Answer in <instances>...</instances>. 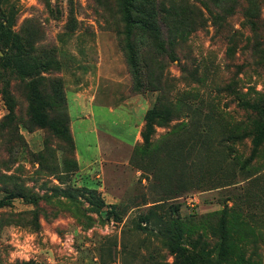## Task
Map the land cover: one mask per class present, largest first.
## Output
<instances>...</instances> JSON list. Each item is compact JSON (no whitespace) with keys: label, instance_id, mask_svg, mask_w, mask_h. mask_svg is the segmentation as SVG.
I'll list each match as a JSON object with an SVG mask.
<instances>
[{"label":"rangeland","instance_id":"1","mask_svg":"<svg viewBox=\"0 0 264 264\" xmlns=\"http://www.w3.org/2000/svg\"><path fill=\"white\" fill-rule=\"evenodd\" d=\"M257 1L195 3L191 32L169 35L162 49L153 36L132 35L133 73L115 0H0V23L21 33L28 67L23 77L0 67V200L14 189L28 197L0 208V264H264ZM73 92L116 110L86 124L117 139L134 121L124 108L155 107L148 141L110 140L80 173L56 124L66 99L83 164L93 143ZM34 105L47 128L33 121Z\"/></svg>","mask_w":264,"mask_h":264},{"label":"trees","instance_id":"2","mask_svg":"<svg viewBox=\"0 0 264 264\" xmlns=\"http://www.w3.org/2000/svg\"><path fill=\"white\" fill-rule=\"evenodd\" d=\"M115 15L117 21L115 23V29L117 35H125L127 40V61L129 67L133 73H137V61L136 55L130 44V37L132 35H145L146 37L153 36L156 41L161 44L160 49L164 47V39H167L169 35H188L191 32L192 23H194L193 11L198 10L195 3L201 4L205 0H115ZM212 5L219 7L223 0H210ZM257 4L262 5L261 1H257ZM11 23L3 25L0 23V49L5 52L3 57H0V67L3 69L15 66L21 73L25 72L28 67H24L23 63V51L19 44V31H14L11 27ZM169 46V45H168ZM57 87V88H56ZM55 87L57 99L61 100L60 87ZM8 108L12 111L10 96L7 91H2ZM63 105L66 107H60L59 118L56 120V124L59 128L61 136H65V141L69 143L72 154L75 157L74 141L70 130V118L68 113L67 101L63 99ZM39 106L36 103V107ZM35 105L32 109L35 111L32 114L33 121L40 128H47L48 124L45 122V117L36 109ZM158 117L155 107L148 110L143 117V123L145 128L140 132V137L143 142L148 141V134L151 131V123ZM76 160V159H75ZM77 165V162H76ZM78 168V165H77ZM6 195L0 200V208L8 206L13 199H27V195L23 190L5 191ZM101 206L102 202L100 201ZM114 206L111 207L112 211L110 215H115L113 212ZM147 218H142L141 222H146ZM140 230H145V227L139 226ZM180 248L171 245L170 251L174 254L180 252ZM221 250H223L221 248ZM187 261V260H184ZM188 262V261H187ZM191 264H194L193 262Z\"/></svg>","mask_w":264,"mask_h":264},{"label":"crops","instance_id":"3","mask_svg":"<svg viewBox=\"0 0 264 264\" xmlns=\"http://www.w3.org/2000/svg\"><path fill=\"white\" fill-rule=\"evenodd\" d=\"M73 101L76 103V106L78 108V117L81 118L84 122L83 133L87 135H91L92 143H93L90 156H88L86 161L83 164H81L79 150L77 147V140L74 134L75 130L72 126V122L70 119V130H71V134H72L73 141H74L75 154H76L75 157H76V161L78 164V170L80 173H82V171L88 170L91 166L95 165V162L98 159H100L101 152L104 150L105 144L108 141L116 140V141H119L120 143L129 145V146H132L141 141L140 132H141L142 124H143V117L145 114V110L141 109L139 106L136 108H132V109L124 108L125 112H128L127 114L130 115V117L134 121H132L129 135L125 138L117 139L115 138L116 136H113L111 132H108L107 130L100 131L98 126H96L94 122L92 125H90L89 123L86 124L87 121L93 118H98V117L102 118L103 116H106L107 119L109 117L114 118L115 112H116L114 108L103 106V105H98V104L95 105L93 98L91 100H86V98L81 92H73ZM139 110L141 111L139 112ZM68 113H69V118H70L69 110H68ZM118 124L124 127L126 131L127 129L126 118L120 119ZM111 125L114 126L115 124H111Z\"/></svg>","mask_w":264,"mask_h":264}]
</instances>
